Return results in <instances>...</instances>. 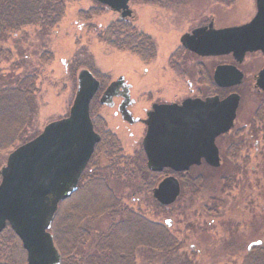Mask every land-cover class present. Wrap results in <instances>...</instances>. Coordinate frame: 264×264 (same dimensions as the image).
I'll return each mask as SVG.
<instances>
[{
    "label": "rangeland",
    "instance_id": "rangeland-1",
    "mask_svg": "<svg viewBox=\"0 0 264 264\" xmlns=\"http://www.w3.org/2000/svg\"><path fill=\"white\" fill-rule=\"evenodd\" d=\"M179 1L181 4H172L174 0L129 2V8L136 12V18L130 20L131 25L137 31L148 34L155 44L156 58L149 62L127 51L115 50L97 39V32L119 19V16L105 7L98 9L95 0H65L62 19L46 34H40L35 27H26L1 40L0 45L9 54L0 61V74L33 72L36 75V114L32 131L39 134L49 122L67 116L77 87V73L84 68L91 69L97 77L105 80V85L123 76L133 86L130 95L135 100L133 112L136 115H142V109L148 108L150 101L179 100L187 95L190 91L188 81L193 91L203 89L196 81L194 66L197 59L185 58L182 68L185 75H181L182 71L179 72L173 64L176 55L180 53V35L192 28L203 13L208 12L216 15L217 26L241 23L253 11V2L216 0L213 7L210 2L212 0ZM91 7L100 12L85 19L83 13ZM172 52L174 55L170 67L173 70L167 65V58ZM256 55L249 56L242 66L249 82L251 74L261 65V62L255 60ZM213 63L214 60H202L206 70H211ZM144 68L147 74L143 73ZM247 85L244 83L237 89L241 100L234 128L216 140L221 156L220 167L213 170L201 165L184 175L183 185L180 184L183 186L181 193L171 205L157 207L154 204L157 202L147 191V185L150 186L154 178L145 172L133 173L130 164L126 173L123 172L124 168L113 166L112 173L108 168L105 173H100L107 179L122 207L164 225L180 243L178 256L188 258L192 264H244L248 246L264 243V190L261 186L264 126L256 122L261 96ZM218 93L225 95L223 90H218ZM113 110L99 105L98 101L93 103V114L100 116L105 127L116 133L122 156L115 157H121L120 162L123 164L125 159L132 160L139 141H135L128 133V130L136 127L126 128L124 122L114 117ZM13 149L0 151V168ZM103 160L102 166L108 159L103 157ZM81 174L77 188L78 185L85 188L77 194L74 193L76 188L73 195L59 202L48 230L60 255V264L62 256L68 257L65 264H73L68 253L74 244L71 236L74 223L78 221L77 224L91 231L89 239L96 232L105 231L110 223L107 217L93 219L85 216L81 220L80 216L76 217L79 206L87 207L91 212L90 197L94 194L85 185L94 180L93 177L87 179L88 165ZM162 175L158 176L157 181ZM200 177L206 183L196 187ZM194 178L197 179L192 181ZM87 243L83 246L84 254L91 252L89 246L92 242ZM146 258L142 254H135V264H153ZM0 264H3L2 257Z\"/></svg>",
    "mask_w": 264,
    "mask_h": 264
},
{
    "label": "water",
    "instance_id": "water-1",
    "mask_svg": "<svg viewBox=\"0 0 264 264\" xmlns=\"http://www.w3.org/2000/svg\"><path fill=\"white\" fill-rule=\"evenodd\" d=\"M95 1L122 18L134 17L130 0ZM181 41L200 55L232 53L237 61L246 52L264 54V0H256V14L246 24L207 31L197 28ZM121 79L105 88L102 103L112 97ZM214 80L219 87L235 86L241 83L242 73L232 65L217 66ZM256 86L264 92V67L258 72ZM98 87L88 69L79 70L67 116L49 122L34 138L14 148L0 168V232L6 226L12 230L25 251L26 264H60L48 230L59 202L76 190L99 140L89 117V103ZM238 103L239 96L231 93L222 99L215 96L154 105L145 120L143 139L148 170L179 173L201 160L217 168L220 157L215 139L233 128ZM151 194L161 206L171 205L180 194L177 177L164 176Z\"/></svg>",
    "mask_w": 264,
    "mask_h": 264
},
{
    "label": "trees",
    "instance_id": "trees-1",
    "mask_svg": "<svg viewBox=\"0 0 264 264\" xmlns=\"http://www.w3.org/2000/svg\"><path fill=\"white\" fill-rule=\"evenodd\" d=\"M64 2L65 0H0V41L4 40L7 35L15 34L26 27H35L40 34L48 33L62 19ZM96 3L98 9L104 7L98 2ZM98 9L91 7L84 12L85 19L98 15L100 12ZM96 36L99 41L107 46L134 54L144 62H149L155 58L156 48L152 39L148 35L138 32L129 20L119 18L112 21L104 29L98 31ZM8 54L9 51L0 45V61ZM92 74L100 81V89L97 90L100 91L106 82L99 76L97 77L95 73L92 72ZM35 83L36 75L33 72L18 75L0 74V151L16 148L38 134L32 131V123L36 114ZM95 96L96 93L89 103V117L93 128L97 130L103 122L98 117L92 118L94 116ZM258 113L256 122H260L264 126V113L260 111ZM101 143L102 139L99 140L95 149H98ZM106 147L112 151L111 156H119L117 153L119 152V145L114 138L108 139ZM115 159V163L118 164L120 158L116 157ZM128 165L129 162L127 161L126 170ZM134 165L135 171L133 170V173H147L148 169L141 159L135 161ZM219 167L211 169L217 170ZM167 171L172 173L170 170ZM148 174L154 178L152 184L147 185V191L150 192L151 186L155 185L161 173ZM175 174L180 178V184L183 185L182 178L188 173L184 175ZM138 177H140L139 174ZM197 178L192 179V181ZM92 179L94 180L85 184L94 193L93 197H90L92 210L89 212L87 207H81L77 202L79 207L76 209V213L78 212L76 217L80 216V220L85 216L93 219L107 217L110 223L105 231L96 232L92 239H89L90 230L80 223L77 224L78 221L74 223L73 234L71 235L74 244L68 253L70 262L73 264H135V254H142L153 264H192L188 258L178 256L180 243L164 225L147 220L138 212L135 213L122 207L105 178ZM203 182L205 179L200 177L196 187L201 186V183L203 185ZM261 186L264 190V168ZM83 188L85 186L78 185L74 193L77 194ZM154 204L157 207H165L158 203ZM88 241L92 242L91 246L88 245L91 247V252L84 254L83 246L88 244ZM0 242L2 243L0 254H3L4 264H25V253L19 246L18 238L8 226L0 232ZM10 244H14V246H10ZM67 262L68 257L62 256L61 264ZM244 264H264V243L248 246Z\"/></svg>",
    "mask_w": 264,
    "mask_h": 264
},
{
    "label": "flooded vegetation",
    "instance_id": "flooded-vegetation-1",
    "mask_svg": "<svg viewBox=\"0 0 264 264\" xmlns=\"http://www.w3.org/2000/svg\"><path fill=\"white\" fill-rule=\"evenodd\" d=\"M210 2H211V6L214 7L215 4H216V0H212ZM252 2H253V11L251 12L250 16L246 20L242 21L241 23L233 24V25L217 26L216 15L213 12H208V13H203L202 17L197 18V20L195 21V25L192 28H190L188 31H186V32H184V33H182L180 35V37H179V46H178L180 53L176 55L175 63H173V64L178 67V71L180 72V71H182V68H183V66L185 64V58L186 57L197 59V61L195 62V66H194L195 67L196 81L201 86H203V89H198L196 91H193L192 90L193 89L192 85L190 84L191 82L188 81V83L190 85V87H189L190 91L188 92L187 95L182 96L179 100L170 99V100H154V101H150L149 107L142 109V112H143L142 115H136L133 112V107L135 105V100L130 95V92H131L133 86L130 83H128L124 79L123 76H118L114 80L109 81L107 85H104V87L100 91H96L95 102L98 101V104L101 105V106H107V107L113 108L114 109L113 110L114 117L118 118L120 121L124 122V124L126 125L125 126L126 128L132 127V126L136 127L134 129H132L131 131L128 130V133H129L130 137H133L135 141H139V143L137 144L136 149H134V153H133V156H132L134 159L132 158L131 161L130 160L128 161L129 164L132 166V168H131L132 171H133V168L135 169L134 163L138 159H141L142 161H144L145 167L147 168V166H146V156H145V153H144V150H143V139H144L146 131H147V125L145 123V120L148 118V113L152 111L154 105H159V104H181L185 99L206 100V99H209V98H212V97H215V96H217L220 99H222V98L226 97L228 94H231V93H235V94H237L239 96V103H240L241 95L237 91V89L242 84L247 83L248 84L247 87L249 89L251 87V90L253 92H255V94H259L261 96V103L257 107V113L259 111L264 113V92L261 91L256 86V79H257L258 72L264 67V54L261 51L246 52L244 54V56L242 57V59L240 61H237L236 59H234L232 53L221 54V55H200L198 53H195V52L189 50L181 41V37L184 34H190L194 29H197V28H206V31H207L210 28L211 29H220V28L230 27V26H234V25L246 24V23L250 22L252 20V18L256 14V0H252ZM177 3L181 4L179 0H174V2L172 4H177ZM132 11L134 12V17L133 18H127V17L126 18H122L119 13H117V14H118L119 18H121L123 20H129V22H131L130 20H134L136 18V12L134 10H132ZM143 34H145V33H143ZM146 35H148V34H146ZM253 54H258L256 56H254V58H255L256 61H258V63L261 62V65L255 72H253L251 74V79H250V82H249V80L247 81L246 71H245V69L242 66L247 62V59H249L248 57L253 55ZM173 55H174V52H172L167 58V65L169 67H170V62L173 59ZM155 58H156V55H155ZM205 59L206 60H214V63L212 64V67H211V70L210 69L206 70V67H204L205 65L202 64V60H205ZM224 65L235 66L238 70L241 71L242 80H241V83L239 85L228 86V87H219L217 85V83L214 80V71H215L217 66H224ZM143 73L147 74V69L146 68L143 69ZM181 75H185V72L182 71ZM119 77H122V79L115 86V88L113 90L112 97L108 101L102 103L100 98L102 97V95H103V93L105 91V88L109 85L110 82L117 81L119 79ZM99 86H100V81H99ZM98 89H100V88L98 87ZM218 90H223L225 95L221 96L218 93ZM239 103H238V107H239ZM238 107L236 109V117H237ZM94 117H96V116L95 115L92 116V118H94ZM127 117H128V119H127ZM236 117H235V120H234V125H235ZM98 118L102 119L100 116ZM130 120H134V121H130ZM234 125H233V128H234ZM92 128H93V124H92ZM97 130H99V131H97ZM97 130H95L93 128V131L98 135L99 140L102 139V143L98 147V149L96 148L97 150L95 149V146L97 145L99 140L94 145L93 151H92V153H91V155L89 157V160H88V162H87V164L85 166V168H86L87 165H88V170H89V174L87 176V179L92 178V177L93 178H97V179L98 178L104 179L105 177H102L100 175V173H102L105 170H107V168L110 170V173H112V164H114L113 166H115V167L124 168L123 172H125V170H126L125 166H127V160L125 159V161H123V164H121L120 161L122 159L120 157L119 164H116L115 163V160H116L115 158L116 157L113 156V155L111 156V154H113L112 151H110L106 147L108 145V139L109 138H114L117 142L119 141L117 136H116V133L113 132V131H110L107 127H105L104 122H103V124H100V127ZM135 130H137V131H135ZM221 136H224V135H221ZM217 138L215 139V144H216ZM118 145H119V142H118ZM216 146H217V144H216ZM217 148H218V146H217ZM118 149H119V152H117L118 155L122 156V153L120 151V146H119ZM218 151H219V149H218ZM103 157L108 159V160H105L107 162H105L104 166L101 165V161H104ZM219 157L221 159L220 152H219ZM201 165L210 167L203 160H201V163L199 165L191 166V167H189V169L187 171L180 172V173L183 174V175L185 173H190V172H192L193 169L198 168ZM167 170L168 169H163V170H161L159 172H154V171L148 170L147 173H158V174L161 173V174H163L161 176V179H162L164 176L170 175V173ZM180 173H178V174H180ZM173 175L176 176L177 179H178V176L176 174H173ZM105 180H107V179L105 178ZM159 181L156 182V185L158 184ZM178 181H179V179H178ZM179 184H180V181H179ZM156 185L151 186L150 193H152V190H153V188ZM180 190H181V187H180ZM18 241H19V239H18ZM19 244H20V247L22 249L20 241H19ZM22 251H24V250L22 249ZM24 253H25V251H24ZM0 255H1L0 257L3 256V254H0ZM25 264H26V261H25Z\"/></svg>",
    "mask_w": 264,
    "mask_h": 264
}]
</instances>
